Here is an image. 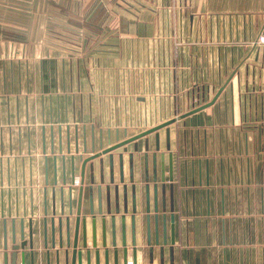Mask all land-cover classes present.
<instances>
[{
  "label": "crops",
  "instance_id": "obj_1",
  "mask_svg": "<svg viewBox=\"0 0 264 264\" xmlns=\"http://www.w3.org/2000/svg\"><path fill=\"white\" fill-rule=\"evenodd\" d=\"M81 1L90 6L87 11L78 12L90 27L64 26L56 30L53 26L51 31L58 43L63 41V36L74 41L76 34H88L89 45L84 42L83 48L90 47L97 34L100 46L105 48L97 56L90 53L82 58L70 52L71 57L51 62L39 59L35 63L37 78H29L33 71L29 70L28 61H22L26 78H13V61L0 57V264H3L5 236L11 246L13 222L17 244H20L21 229L28 242L31 219L34 264H47V252L49 264H55V250L50 246V220L54 218L57 246L60 217L64 243L59 254L63 264L65 218H69L72 239L80 188H83L81 216L88 217L91 189L97 212L98 186L106 217L108 247L111 227L110 216L106 214L107 199L115 217L116 241L120 246L126 195V263L149 264L147 254H139L134 262L130 251L132 191L128 154L133 152L134 145L138 146V152L133 154V178L137 243L143 245L146 185L143 156L148 141L153 244L154 134L128 144V153L123 154L122 149L113 152V183L108 155L88 162L83 173L80 156L83 159L91 156L93 142L95 152L100 151V140L103 148H107L109 131L110 145H114L117 130L118 142H122L192 111L196 104L210 102L222 89L212 107L168 127L169 151L165 129L159 132L156 167L160 247L161 155H164L166 183L164 264H170V247L172 264H264V43H258L259 36H264V0H153L155 9L148 10L140 9V0H131V10L115 12L123 20L121 26L115 22L111 27L105 21L99 30L92 28L97 24L92 20L98 15L99 19L115 18L107 15L111 0H0V50H10L16 41L26 48L30 43H38L41 35L50 31L43 27L45 2L52 4L54 20L55 16L74 18L75 5ZM64 4L71 6L67 12L60 10ZM80 47L73 45V52ZM109 54L114 58L109 59ZM22 62L16 64L22 67ZM50 66L54 78H48ZM44 67L48 68L46 72ZM119 153L123 154V183L120 182ZM169 154L172 155V183L168 181ZM73 179L79 184L73 185ZM171 203L175 219L173 246L170 245ZM117 206L120 213L116 215ZM45 218L46 250L42 246ZM80 232L81 229L79 239ZM86 232L90 246L89 217ZM101 235V217L97 216V249L100 264H104ZM7 252L10 264V249ZM21 253H24V264H31L28 247L17 253L16 264H21ZM91 253L94 264L93 249ZM109 264H113L111 249ZM118 264H123L121 251ZM151 264H159L158 247H154Z\"/></svg>",
  "mask_w": 264,
  "mask_h": 264
},
{
  "label": "water",
  "instance_id": "obj_2",
  "mask_svg": "<svg viewBox=\"0 0 264 264\" xmlns=\"http://www.w3.org/2000/svg\"><path fill=\"white\" fill-rule=\"evenodd\" d=\"M230 81V80H229ZM228 81V82H229ZM223 90V89H222ZM221 91H219L210 102L201 105L192 111L183 114L181 116H177L175 118H172L162 124H159L155 127H152L148 130H145L135 136H132L130 138H126V140L122 142H118L119 140V131L117 130L115 132L116 141L117 143L114 145H110V131L107 134L108 137V147L103 148L102 141L99 142V152H95V145L94 142L91 145L92 154L91 156H88L87 158H82L80 156V160L82 161V173L84 172L85 166L88 162L93 161L95 159H98L102 157L103 155H108V162L109 167L111 171L110 175V182L113 183V165H114V154L113 152L122 149L123 154L128 153V149L126 146L130 143H134L138 141L139 139L146 138L151 134H154V142H155V151L152 154V183H153V244H152V234H151V206H150V187L148 184L149 178H148V161H147V148H148V141L146 140L145 150L144 153V209H145V243L143 245H139L137 243V236H136V214H137V201H136V185L134 183L133 178V154L138 152V146H133V152H130L128 154V160H129V175H130V183H131V205H132V215L130 217L131 221V246L130 251L132 255L133 261H137V257L139 254H147L149 264H151L153 260V253H154V247H158L159 250V264H164V246L167 244V237H166V199H165V172H164V155H161V177H160V185H161V226H162V246L160 247V232H159V201H158V178H157V167H156V154L159 152V132L163 129H165V134L167 138V145L166 149L167 151L170 150L169 146V126L177 122L178 120L187 118L193 114L199 113L201 111H204L205 109H208L212 107L216 101L218 100ZM124 137H127V131H124ZM86 152V147H85ZM123 154L119 153L118 156V165H119V173H120V182L123 183ZM169 164H168V181L169 183L173 182V175H172V155L169 154ZM72 166H73V158H72ZM83 177V174L81 175ZM74 179H73V185H74ZM65 184V181H63ZM170 192L173 191V186L170 184L169 186ZM91 189V188H90ZM124 193L126 192V186L123 187ZM82 193L83 188H80L79 196H78V202H77V210H76V218H75V225L73 230V238H70V221L69 218H65V234H66V241L65 246L66 249L64 250V258H63V264H83V261H85V264H92V253L91 250H94V264H100V256H99V250L97 249V241H96V217H101V227H102V237H101V246L104 250V264H109V252L110 249L112 250V258H113V264H118L119 262V252L122 253L123 258V264H127V252L128 247L126 244V238H125V215L128 212L127 208V196L124 197V207H123V214L121 216V226H122V237H121V244L120 246L117 245L116 241V235H115V217L111 214V205L109 199H107V212L106 214L110 216V227H111V242H110V248L107 245L106 241V217L105 214H103V207H102V200H101V187H97V212L95 213L94 206H93V192L92 189L90 190L88 199H89V210H88V217L91 219V245H88V239H87V232H86V225H87V218L86 216H81V202H82ZM172 201V197L170 198ZM170 212L172 213L170 215V245H174V214H173V204H170ZM119 208L118 206L114 209V214H119ZM72 213L69 212V215ZM45 217L47 216V212H45ZM55 216V209L53 211V217ZM61 216H63V209L61 210ZM62 218L60 217L58 219V245L56 246V239H55V224H54V218H51L50 224H51V240H50V246L51 249L55 250V264H61V258L59 254V250L63 248V239H62ZM81 229V238L79 239V231ZM47 220L46 218L43 220V249L48 248V234H47ZM20 244H17V238H16V232H15V224L13 222L12 226V233L10 238L11 246L8 244L7 236H5L4 239V245L3 250L5 251L3 254V264H8V249H10V264H16V257L17 253L19 251H23L25 247H28L30 250V261L31 264H34V240H33V229H32V219L29 221V234H28V242L24 240V232L23 229L20 231L19 236ZM154 245V246H153ZM71 248V252L69 253V249ZM172 252L173 249L170 247L169 249V259L170 264H172ZM46 260L47 264H49V252L46 253ZM21 264H24V253H21Z\"/></svg>",
  "mask_w": 264,
  "mask_h": 264
},
{
  "label": "rangeland",
  "instance_id": "obj_3",
  "mask_svg": "<svg viewBox=\"0 0 264 264\" xmlns=\"http://www.w3.org/2000/svg\"><path fill=\"white\" fill-rule=\"evenodd\" d=\"M152 1L153 0H140V3H141L140 9L141 8L147 9L149 7H154L153 9H155V6H153ZM69 5L70 4L62 5L60 10H64L67 12L69 10V7H71ZM131 5H132L131 0H123V2H120V3L112 2V0L109 1L108 2V8H107V12H108L107 15L109 17L112 16L115 18L114 19L109 18V20H105V18L99 19L100 16L98 15L96 20H92L93 22L97 23L96 25L92 24V26L94 25L92 28H95V30H99L100 28H102V25L105 21L106 22L108 21V24L111 27L115 26V25H113V24H115V22L118 23L119 26H121V23L123 22V20L120 17H118L115 14V12L120 11V10L126 11L128 9L131 10ZM142 5H145V7H143ZM51 7H52V4L46 3V2L44 3L45 15L43 18V27L47 28V30H50V31H46L43 35H41L40 39L38 40V43H36V44L30 43L25 48L24 44L21 45V42L16 41L13 44V48H11L10 50H8V49L7 50H2V49L0 50V57L8 58V59L12 60L14 63L13 67H12L13 78H26V72H25L26 68L24 67V63H23L24 61H26V62L28 61L30 63L29 70L31 69L33 71L31 73L32 75L29 73V78H37L36 77V71L38 68L36 67L35 63L39 59L43 60L44 63H46V61H48V60H50V62H51L53 59L56 60L57 58L61 59L64 57H71L70 52H72V55H73V53L75 55L79 54L82 58H84L86 55H90V53H92V55H94V56H97V54L100 53V49L101 50L105 49L103 46H100V41H99L100 36H98L97 34L93 36V39H92L93 43L91 44V46L90 47L87 46L86 48H83L82 46L84 45V42H86V45H89V44H87V41L90 38V36L88 34H86L84 36L83 33H79V34H76V37H74V34L72 32V36L74 37V41L68 39L66 36H63L62 37L63 41L58 43L59 40L56 38V35H54L51 31L53 26L56 30L59 27H61L63 29L64 26L65 27L70 26L72 28L77 27V28H82V29H84V27L89 28L90 25L87 23V20H85L84 15L78 13V12H85V11L89 10V7H90L89 4H85L82 1L76 3L75 8H74L76 11V15L74 16V18H62V17L57 18L55 16L54 20L52 18L53 16L51 15L52 14V8ZM115 7H117V10ZM159 9H160L159 6H157L156 10H159ZM102 11H103V9H102ZM154 19H155V21H157L156 18H154ZM126 26H127V23L124 22V27H126ZM65 33L67 34V32H65ZM69 33L71 34V32H69ZM112 35L115 38L116 35L115 34H112ZM94 38L96 39V41ZM102 39H104V38H102ZM70 42L75 46H78V44H79V45H81V47L74 50L75 52H73L72 49H75V48H73L72 44L69 45ZM258 43H259V41H258ZM95 44H96V46H95ZM260 44H263V43H260ZM23 49H25V50H23ZM109 50H114V49H109ZM108 56H109V59L114 58V57H112L113 55L109 54ZM17 61H19V62L23 61L21 64L22 67H20L18 64H16ZM47 69H48L47 67L46 68L44 67L45 72ZM20 70H21V73H20ZM52 70H53V68L50 66L49 70H48V74L46 73L48 75V78H54ZM44 78H46V77H44ZM129 97H131V96H129ZM198 103H200V102H198ZM197 106H199V104L198 105L196 104V107Z\"/></svg>",
  "mask_w": 264,
  "mask_h": 264
},
{
  "label": "built area",
  "instance_id": "obj_4",
  "mask_svg": "<svg viewBox=\"0 0 264 264\" xmlns=\"http://www.w3.org/2000/svg\"><path fill=\"white\" fill-rule=\"evenodd\" d=\"M259 43H264V36H259V39H258ZM199 107V106H198ZM197 108V107H196ZM74 184L75 185H78L79 184V181L78 180H75L74 181ZM127 264H133L132 262H128Z\"/></svg>",
  "mask_w": 264,
  "mask_h": 264
}]
</instances>
